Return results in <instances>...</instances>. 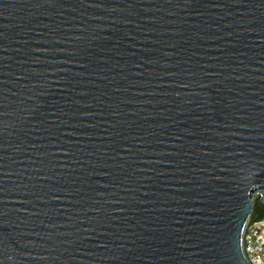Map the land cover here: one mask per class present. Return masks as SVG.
I'll return each instance as SVG.
<instances>
[{
  "label": "water",
  "instance_id": "1",
  "mask_svg": "<svg viewBox=\"0 0 264 264\" xmlns=\"http://www.w3.org/2000/svg\"><path fill=\"white\" fill-rule=\"evenodd\" d=\"M264 205V0H0V264H249Z\"/></svg>",
  "mask_w": 264,
  "mask_h": 264
},
{
  "label": "built area",
  "instance_id": "2",
  "mask_svg": "<svg viewBox=\"0 0 264 264\" xmlns=\"http://www.w3.org/2000/svg\"><path fill=\"white\" fill-rule=\"evenodd\" d=\"M242 250L249 264H264V218L248 221L242 235Z\"/></svg>",
  "mask_w": 264,
  "mask_h": 264
},
{
  "label": "trees",
  "instance_id": "3",
  "mask_svg": "<svg viewBox=\"0 0 264 264\" xmlns=\"http://www.w3.org/2000/svg\"><path fill=\"white\" fill-rule=\"evenodd\" d=\"M264 218V205L254 198V207L250 217V222H256Z\"/></svg>",
  "mask_w": 264,
  "mask_h": 264
}]
</instances>
